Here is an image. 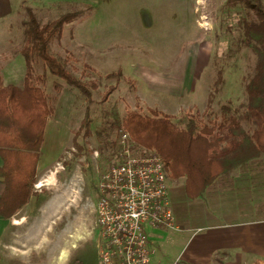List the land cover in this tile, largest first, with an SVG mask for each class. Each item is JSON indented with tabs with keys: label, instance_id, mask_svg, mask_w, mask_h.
Here are the masks:
<instances>
[{
	"label": "rangeland",
	"instance_id": "374dc122",
	"mask_svg": "<svg viewBox=\"0 0 264 264\" xmlns=\"http://www.w3.org/2000/svg\"><path fill=\"white\" fill-rule=\"evenodd\" d=\"M64 1L45 5L37 0H13L0 5L2 82L6 76L11 82L24 79V58L19 50L25 40L26 8L32 9L40 23H46L76 6L86 8L85 12L64 24L61 35L50 41L49 50L76 77L96 84L87 105L77 89L46 71L42 86L52 112L41 151L42 167L33 186L41 201L32 197L24 211L14 215L18 219L27 212L26 229L8 227L0 235V264H68L76 249L87 241L95 243L96 180L110 159L108 142L115 136L111 111L119 116L128 110L146 115L151 108L173 120L197 113L206 122L219 116V106L227 98L235 104L245 101L243 85L254 65L253 52L240 41V20L246 14L238 3ZM34 68L35 73L41 72L39 65ZM116 70L122 75L119 80L103 77ZM109 85L115 89L102 100ZM87 106L88 133L81 127ZM258 178L264 180L262 175ZM167 181L172 208L180 216L178 209L186 199L176 191L182 189L184 178L170 179L167 172ZM163 231L155 232L162 251L154 260L168 264L182 247L181 240L174 237L183 238L186 233ZM62 253H66L63 262L59 261Z\"/></svg>",
	"mask_w": 264,
	"mask_h": 264
},
{
	"label": "trees",
	"instance_id": "16d2710c",
	"mask_svg": "<svg viewBox=\"0 0 264 264\" xmlns=\"http://www.w3.org/2000/svg\"><path fill=\"white\" fill-rule=\"evenodd\" d=\"M240 4L246 16L241 18V43L254 54L252 72L244 81L245 101L237 104L227 98L219 106V116L202 121L200 114L173 117L157 109L149 114L128 110L119 116L111 111L114 139L120 129L128 131L139 147L155 150L165 164L170 179L184 178L188 198H197L217 179L234 169L246 170L264 165V2L262 0H226V5ZM86 8L72 6L46 23H40L30 7L26 8L25 40L19 53L25 62L22 86L3 84L0 78V216L10 218L34 196L37 164L44 141L45 128L52 109L43 89L46 71L77 89L87 105L92 102L95 82H86L72 74L60 58L49 50V43L61 35L64 24L85 12ZM35 65L41 67L35 73ZM119 70L106 73L105 79L121 77ZM221 80L220 78L217 79ZM58 90L59 86L54 85ZM115 85H109L102 95L105 99ZM212 101L209 96L207 107ZM88 106L81 127L88 133ZM78 148L81 147L78 145ZM97 248L93 241L75 250L68 264H96Z\"/></svg>",
	"mask_w": 264,
	"mask_h": 264
},
{
	"label": "crops",
	"instance_id": "0c3cea01",
	"mask_svg": "<svg viewBox=\"0 0 264 264\" xmlns=\"http://www.w3.org/2000/svg\"><path fill=\"white\" fill-rule=\"evenodd\" d=\"M8 1L13 0H0V5ZM37 1L41 4L53 5L60 4L64 0ZM3 84L22 86L23 82L21 83L19 79L11 82L10 77L6 76ZM46 130L47 128H45V137ZM41 151L42 147L37 173L42 167ZM1 163L0 158V165ZM258 175L264 176V165L246 170L236 168L228 175L217 179L201 196L193 199L186 196L183 181L182 189L176 191V194L186 199L183 201L184 206L178 209L182 214L179 216V212L175 210L173 212L179 227L175 231L185 232L186 236L174 237L175 241L181 240L182 247L177 257L170 263L177 261L179 264H218L217 262L264 264V180L259 179ZM3 186L0 179V194ZM170 194L169 188L171 203ZM203 196L204 200H202ZM32 197L34 196H31L29 202ZM29 202L15 214L24 211V207ZM188 209L191 213H188ZM26 214V211L23 212L18 219L14 218V215L10 218L0 216V235L8 227L11 230L26 229ZM163 230L168 229L149 231L151 243L158 251H162V248L155 239V232L157 234L164 232Z\"/></svg>",
	"mask_w": 264,
	"mask_h": 264
},
{
	"label": "built area",
	"instance_id": "2783aa9c",
	"mask_svg": "<svg viewBox=\"0 0 264 264\" xmlns=\"http://www.w3.org/2000/svg\"><path fill=\"white\" fill-rule=\"evenodd\" d=\"M110 151L96 180V264H160L149 231L179 229L165 164L155 150L137 146L123 128Z\"/></svg>",
	"mask_w": 264,
	"mask_h": 264
},
{
	"label": "bare ground",
	"instance_id": "6f19581e",
	"mask_svg": "<svg viewBox=\"0 0 264 264\" xmlns=\"http://www.w3.org/2000/svg\"><path fill=\"white\" fill-rule=\"evenodd\" d=\"M43 180L42 181H39V183L37 184V186H40V185H42L43 183ZM59 255V254H58ZM57 257V256H56ZM66 259V253H62L60 256H59V261H61V262H63L64 260ZM58 261V262H59ZM65 263V262H64ZM58 264H60V263H58Z\"/></svg>",
	"mask_w": 264,
	"mask_h": 264
}]
</instances>
